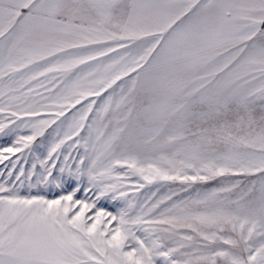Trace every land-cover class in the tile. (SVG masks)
<instances>
[{
    "label": "snow or ice",
    "instance_id": "6c2138e0",
    "mask_svg": "<svg viewBox=\"0 0 264 264\" xmlns=\"http://www.w3.org/2000/svg\"><path fill=\"white\" fill-rule=\"evenodd\" d=\"M0 264H264V0H0Z\"/></svg>",
    "mask_w": 264,
    "mask_h": 264
}]
</instances>
